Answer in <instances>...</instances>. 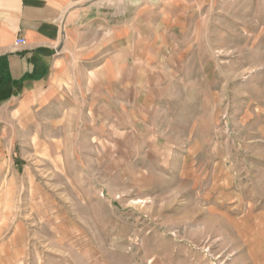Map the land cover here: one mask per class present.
<instances>
[{"label":"rangeland","instance_id":"rangeland-1","mask_svg":"<svg viewBox=\"0 0 264 264\" xmlns=\"http://www.w3.org/2000/svg\"><path fill=\"white\" fill-rule=\"evenodd\" d=\"M189 1L142 124L0 128V239L27 264H264V0Z\"/></svg>","mask_w":264,"mask_h":264},{"label":"crops","instance_id":"crops-1","mask_svg":"<svg viewBox=\"0 0 264 264\" xmlns=\"http://www.w3.org/2000/svg\"><path fill=\"white\" fill-rule=\"evenodd\" d=\"M189 9V0H136L131 9L123 0H0V128L57 107L63 122L72 105L92 122L102 112L142 124L140 112L164 96ZM10 178L8 193L18 181ZM18 243L0 239V264H27Z\"/></svg>","mask_w":264,"mask_h":264},{"label":"built area","instance_id":"built-area-1","mask_svg":"<svg viewBox=\"0 0 264 264\" xmlns=\"http://www.w3.org/2000/svg\"><path fill=\"white\" fill-rule=\"evenodd\" d=\"M17 44H24V40H18Z\"/></svg>","mask_w":264,"mask_h":264}]
</instances>
